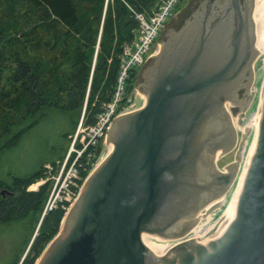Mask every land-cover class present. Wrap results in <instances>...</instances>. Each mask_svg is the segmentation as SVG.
<instances>
[{"label": "water", "instance_id": "1", "mask_svg": "<svg viewBox=\"0 0 264 264\" xmlns=\"http://www.w3.org/2000/svg\"><path fill=\"white\" fill-rule=\"evenodd\" d=\"M262 52L264 0H185L34 264H264Z\"/></svg>", "mask_w": 264, "mask_h": 264}, {"label": "trees", "instance_id": "2", "mask_svg": "<svg viewBox=\"0 0 264 264\" xmlns=\"http://www.w3.org/2000/svg\"><path fill=\"white\" fill-rule=\"evenodd\" d=\"M157 1L0 0V152L19 146L52 110L68 123L63 136H71L79 119L94 123L95 114L114 96L123 46L134 39L138 26L134 11L150 10ZM136 75L137 67L128 68L119 108L130 97ZM64 156L63 147L44 160L55 164ZM45 170L39 161L29 171L13 169L7 178L0 174V187L7 182L14 190L21 184L12 196L10 213L33 214V228L52 181L46 180L36 190H27L26 185ZM1 199L0 195V214ZM64 211L57 206L43 214L30 240L31 250L19 264H33L56 233ZM18 259L16 254L5 264H17Z\"/></svg>", "mask_w": 264, "mask_h": 264}, {"label": "rangeland", "instance_id": "3", "mask_svg": "<svg viewBox=\"0 0 264 264\" xmlns=\"http://www.w3.org/2000/svg\"><path fill=\"white\" fill-rule=\"evenodd\" d=\"M182 3H184V1L179 0V2L174 6L173 11H177L182 5ZM254 63H255V77L250 86L251 87L254 86L257 83L258 79H260L261 77L263 82L261 80L256 90L254 91L252 97L250 98L246 106V109L244 111L241 124H244L245 121L247 120L249 116V112L254 104V101H256V99L258 98L259 94L262 91V87H263L262 84L264 83V53L257 55ZM139 68L140 66L137 67V71ZM135 90H136V84H134L133 88L129 92L131 101L127 103L126 105L127 107H129L134 101ZM67 126L68 123L62 120L61 113L58 112L57 110H52L50 114H48L39 124L33 127L25 135L19 146L11 150L0 152L1 176L7 178L8 172L13 169L18 171H29L30 169L35 167L39 161H41L46 171L44 175L41 177V179H38L40 180L39 183L36 185V183L32 181L31 183H29L27 190H36L41 183L45 182L46 180L47 181L49 180L50 182L52 181L49 190L50 193L51 188L53 187L55 181V178H53L51 175L55 174L57 167L59 168V164H61V161L63 159L61 161L57 160L55 164L48 163V161L44 159L49 158L58 151L61 152L63 150V147L65 148V155L69 151L73 134L76 131L77 126L75 130L72 132L71 136L70 134L63 136V129L66 128ZM241 131L242 130L239 128L238 143L241 138ZM102 139L103 138H101V140ZM238 143L236 140V144L233 150L220 156V158L216 162L218 166H223L224 164H226L227 162H229L234 158V153L239 145ZM60 148L61 150H59ZM45 212H47V210L44 211V205H43L38 222L34 226V228H33V222H34L33 214L31 215L27 214L24 217L20 216L18 219L9 220L7 222H0V264H5L7 262H10L15 257L16 254L19 257L17 261V264H19L21 259L25 255L29 254L31 250V249L29 250L30 240L32 239V237L35 236V234H37L39 230L40 219ZM3 215L4 213H1L0 217ZM10 215H17V214L15 213ZM29 237H30L29 242L26 243Z\"/></svg>", "mask_w": 264, "mask_h": 264}, {"label": "built area", "instance_id": "4", "mask_svg": "<svg viewBox=\"0 0 264 264\" xmlns=\"http://www.w3.org/2000/svg\"><path fill=\"white\" fill-rule=\"evenodd\" d=\"M178 2L179 0H158L149 12L134 11L138 26L134 39L123 46L121 69L117 76L114 96L112 100L104 104L102 110L95 114L94 123L84 124L82 120L79 121L69 151L59 164V168L57 167L55 174L51 175L55 181L44 204V211L57 206L66 211L77 196L94 160L95 148L101 142V138L106 135L112 118L131 101L128 97L126 103L119 108L128 68L141 66L148 59L149 56L146 57L148 49L157 39L162 26ZM82 172L86 174L83 175ZM39 181L37 179L34 182L37 185Z\"/></svg>", "mask_w": 264, "mask_h": 264}, {"label": "flooded vegetation", "instance_id": "5", "mask_svg": "<svg viewBox=\"0 0 264 264\" xmlns=\"http://www.w3.org/2000/svg\"><path fill=\"white\" fill-rule=\"evenodd\" d=\"M180 1H185V0H180ZM183 4V3H182ZM176 11H173L171 14H170V16L168 17V19L175 13ZM168 19L165 21V23L168 21ZM165 23H164V25H165ZM164 25L162 26V28L164 27ZM162 28H161V30H162ZM161 30H160V32H161ZM160 32H159V34H160ZM159 34H158V36H159ZM158 36H157V38H158ZM151 56H152V54L148 57V59L147 60H149L150 58H151ZM146 60V61H147ZM256 60V59H255ZM255 60H254V62H255ZM143 65V64H142ZM142 65L140 66V68L142 67ZM139 68V69H140ZM253 68H254V71H255V63H254V65H253ZM139 69H138V71H137V73L139 72ZM255 75V74H254ZM136 78H137V75H136ZM135 83H136V81H135ZM238 132H237V143H238ZM239 144V143H238ZM220 156V155H219ZM220 158V157H219ZM219 158H217L216 159V162H217V160L219 159ZM6 186H1L0 187V195L2 196V201H3V213L5 214V216H2L1 218H0V222H7V221H9V220H13V219H18L21 215H19V213H17V215H10L11 213V211H10V206H9V204L12 202L11 200H12V196H15L16 195V192L20 189V186H21V184H19V185H16L15 186V189L14 190H12L11 188H9L11 185H9L7 182H6V184H5ZM28 186H29V184L28 185H26V189H28ZM19 187V188H18ZM14 188V187H13ZM20 196V195H19ZM18 196V197H19ZM15 207L16 208H18L19 207V204H17V206L15 205Z\"/></svg>", "mask_w": 264, "mask_h": 264}, {"label": "bare ground", "instance_id": "6", "mask_svg": "<svg viewBox=\"0 0 264 264\" xmlns=\"http://www.w3.org/2000/svg\"><path fill=\"white\" fill-rule=\"evenodd\" d=\"M151 9H152V8H151ZM151 9H150V10H151ZM150 10L143 9V10H139V11L149 12ZM262 53H264V52H262ZM262 53H260V54H262ZM260 54H259V55H260ZM262 85H263V87H262V90H263V88H264V83H263ZM240 129H241V126H240Z\"/></svg>", "mask_w": 264, "mask_h": 264}, {"label": "crops", "instance_id": "7", "mask_svg": "<svg viewBox=\"0 0 264 264\" xmlns=\"http://www.w3.org/2000/svg\"><path fill=\"white\" fill-rule=\"evenodd\" d=\"M233 150V149H232ZM218 167H220V166H218Z\"/></svg>", "mask_w": 264, "mask_h": 264}]
</instances>
